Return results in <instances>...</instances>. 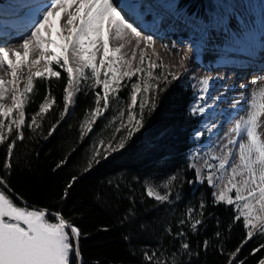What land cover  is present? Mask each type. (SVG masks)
Wrapping results in <instances>:
<instances>
[{
	"label": "trees",
	"instance_id": "1",
	"mask_svg": "<svg viewBox=\"0 0 264 264\" xmlns=\"http://www.w3.org/2000/svg\"><path fill=\"white\" fill-rule=\"evenodd\" d=\"M172 1L190 15L204 21L209 19L208 0ZM51 66L61 73V78L34 79L35 89L29 94L25 108L24 138L17 139L13 127L12 134L0 144V176L7 181V194L17 204H21L18 197L23 198L29 209H46L51 222H55L51 213L58 212L77 226L82 233V264H147L144 255L153 252L168 264L173 260L175 264H228L232 258L229 254L247 239V230L243 218L234 221L233 205L213 203V192L207 181L197 183L196 172L189 167L194 132L202 121L198 112L193 114L190 110L195 99L190 85L173 80L164 68L152 73L158 79L136 74L131 80L121 81L119 99L111 101L110 108L92 125V131L82 137L81 123L95 107L91 83L81 85L71 112L61 119L67 75L59 64ZM142 79L153 87L138 98L132 111L139 117L140 100L158 95L156 106L145 107L143 126L126 141L123 149L104 159L100 142L104 146L115 145L127 135L122 124H131L126 114L131 104V85L142 84ZM49 93L55 103L43 119L37 117L39 127H28L32 115L39 111V104ZM12 141L14 147L9 157L8 144ZM98 148L99 163L93 161L89 166L93 151ZM6 161L11 164L10 170L4 168ZM174 175L177 180L173 182L171 203L160 204L147 196V185L159 186ZM159 191L163 193L165 189L159 188ZM201 201L205 204L203 224L193 234L179 221L186 218L189 206L198 213ZM178 231H184L185 237H177ZM183 240L189 243L191 254L180 251ZM205 240L209 242L207 248L203 247ZM261 244L264 236L254 232L232 258L234 264L239 261L258 264L264 259ZM257 248L260 250L254 252Z\"/></svg>",
	"mask_w": 264,
	"mask_h": 264
},
{
	"label": "snow or ice",
	"instance_id": "2",
	"mask_svg": "<svg viewBox=\"0 0 264 264\" xmlns=\"http://www.w3.org/2000/svg\"><path fill=\"white\" fill-rule=\"evenodd\" d=\"M31 7V6H29ZM32 22L28 31L20 38L18 47L23 49L22 56L13 48L0 47V69H4L7 74L10 71L11 80L4 81L0 78V144L12 134L13 127L16 131V138L23 139V127L26 124L25 108L30 99V93L35 89L34 77L47 79L49 77L61 78V73L52 69V61L55 60L60 68L67 73V83L63 87V111L61 119L68 114L70 106L75 103L76 94L81 91V85L91 81V87L102 88L103 95L99 91L95 93V107L90 109L81 123V136L92 131V125L96 123L99 116H103L105 111L111 106L113 99H119L117 93L123 85L120 81L123 78L131 80L137 73L146 75L148 79H158L151 72H145L141 68L133 70L129 65L128 70L122 76L117 75L118 69L114 64L121 63V60L114 61L113 65H107L103 78H101L96 63V54L102 45L104 55L109 52V39L123 40L127 34L134 37L138 36V30L127 17L123 15L121 5L117 0H47L35 6L31 13ZM64 21L63 26L60 22ZM57 39H53V36ZM59 41V42H57ZM59 49V54L50 53L51 48ZM124 44L113 49L114 54L121 51ZM16 57V60L10 59ZM34 56L29 62V57ZM145 56L141 53V63ZM43 61L44 71L32 72V69ZM63 61V63H61ZM126 63V62H125ZM73 65H75L73 67ZM6 66V67H5ZM100 66L105 67V61L100 60ZM160 65L151 64L154 70ZM22 68L29 70L26 83L23 89L19 87ZM86 70H90L91 76ZM108 70L111 71L109 75ZM167 81V77L164 78ZM172 79H177L173 75ZM254 86L257 81L251 82ZM7 84H11V105H6L4 101L8 98L9 89ZM201 90H206L208 80L205 78L199 82ZM148 80H143L142 84L133 83L131 85L130 99L131 104L127 111V120L131 122L122 124L127 129V135L122 137L115 145L108 143L104 146L100 142L105 155L104 159L112 152L119 151L125 147L127 140L131 139L136 131L143 126V112L145 107L154 109L158 95L145 97L139 102L140 116L138 117L132 109L137 105L138 98L144 97L152 89ZM243 87V85L241 86ZM71 89V91L69 90ZM164 89H159L163 91ZM200 100L203 97H199ZM55 98L49 93L39 104V111L32 115L28 127H39L37 117L43 119L52 105ZM234 105L240 101H234ZM246 115H242L235 121L229 133H234L228 144L235 147L228 148L225 158L217 165H207L210 171L202 174L200 169L196 170V182L207 181L209 187L220 188L217 181L224 178L227 172V181L224 187L217 193L213 192V203H226L234 206L236 215L234 221L243 218L244 227L247 230V239L236 248L235 252L230 253V257L235 258L248 239L253 237L254 232L264 236V139L260 129L264 127V85H259L252 93L251 98L246 101ZM204 107L196 104L191 112H204ZM14 113H18L16 118ZM123 115V113H121ZM7 122V123H6ZM55 125H53V129ZM116 131H120L119 128ZM52 129L49 130L51 135ZM14 141L8 144V156L13 152ZM227 148L228 145H225ZM101 155L100 149H94L90 158L89 166L92 162L99 163L96 159ZM238 158V163L231 162L228 157ZM215 159V157H212ZM207 164V161L205 162ZM59 167V165H58ZM189 167H193L192 164ZM4 168L10 170L11 164L5 162ZM215 169L212 171L211 169ZM219 173V175L217 174ZM241 177V180H237ZM76 178L74 177L73 180ZM177 177H169L163 184L147 185L146 194L154 198L158 203H171V193L173 182ZM188 183H192L189 181ZM72 185L69 184L70 188ZM7 181L0 176V264H82V254L80 251V229L72 224L60 213H51L55 217V222L47 218L46 209H29L21 200L17 204L5 191ZM159 188L165 189L163 193ZM67 191V190H66ZM235 192V195L231 193ZM179 198V197H177ZM203 201L199 204L200 211L197 213L192 206L186 209L185 219H181L179 224L187 226L188 229L196 234L198 228L203 224ZM171 235V230H167ZM184 231H178L177 237H185ZM219 232L217 236H219ZM127 240L128 237L126 236ZM208 241L203 242V247L207 248ZM264 248V244L260 245ZM260 248L254 249L258 252ZM180 251L191 254L190 245L187 240L180 243ZM175 257V253L172 254ZM147 264H168L167 261L158 258L157 253H145ZM230 258L228 264H234V259ZM172 264H175L173 260ZM239 264H244L239 261ZM264 264V259L259 261Z\"/></svg>",
	"mask_w": 264,
	"mask_h": 264
},
{
	"label": "bare ground",
	"instance_id": "3",
	"mask_svg": "<svg viewBox=\"0 0 264 264\" xmlns=\"http://www.w3.org/2000/svg\"><path fill=\"white\" fill-rule=\"evenodd\" d=\"M32 2L33 4L25 7L24 12L20 10L25 3ZM231 2L233 3V9L238 14L236 17L234 15L230 17V20L227 21L226 24V34L232 39V42H230L232 56L220 55V51H226V48L220 45L221 43L218 39L222 38V35L217 33L208 35L211 38L209 41L215 43L214 53L201 51L205 54L201 61H195L189 64L191 72H195L199 77L203 76V78H208L209 80L208 86L211 89V100L215 105L214 110L216 111V119L218 120L215 121L217 124L214 130L215 134L218 135V139H214L208 148L209 151H214L216 148L215 153L217 160H223L225 158L228 148H232L233 152L236 151L233 145L228 144L229 139L234 135V133H232L229 136V129L233 128L235 121L239 120L242 115H246V101L251 98L253 91L257 89L259 85H264V82L260 81L264 79H257V84L255 86L249 83L243 88H237L235 87V83L237 84L241 79L236 80V75L229 73L224 67L225 65H229L235 66L240 70L251 67L255 68V70L264 69V6L262 5V1L231 0ZM42 3H47V0H5L3 2V6L0 7V47L13 48V46H16L14 50L22 56L23 49L18 47V43L20 42V38L28 31L32 22L31 13L34 11L35 6ZM155 15L159 17L160 15H164V13L161 10L158 11L157 14L155 13ZM63 23L64 21H61L60 26H63ZM16 26L21 29V34L19 38L14 39L10 37V30ZM9 27H11V29ZM215 35H219V38L217 36L215 37ZM52 38L57 39L55 35ZM254 40L257 42L253 43ZM226 43L228 44V42ZM120 44H124V47L120 52L114 54L113 49L119 47ZM154 49V44L150 38L146 39L144 43L134 44L130 37L126 35L123 40L109 39V52L107 56L104 55L101 45L94 62L99 63L102 58H106L111 60V62L105 63L112 65L114 64V60H121L122 62L120 64L124 67L134 61V55L136 56L137 53L152 52ZM56 51H59V49L54 47L50 49V52L56 53ZM161 55L162 53H160V55L157 54V56ZM209 56H211L210 59H208ZM9 58L13 60L17 59L16 57H12L11 54ZM32 58H34V56L29 57V62ZM74 66L75 65H73V67ZM44 68L45 64L41 61L39 65L32 69V72L42 71ZM28 75L29 70L27 68H22L19 84L21 90L26 83ZM0 78L4 81H10V71L6 74L4 69H0ZM7 87L9 89L7 93L8 98L4 103L10 106V90L12 85L7 84ZM69 90L71 91V89ZM237 100L240 101V104L234 105L233 102ZM262 120H264V117H262ZM260 131L262 133V139H264V127H262ZM225 145H228V147L226 148ZM228 159L234 163L239 162L238 158L231 156L228 157ZM241 179V177H237L238 181Z\"/></svg>",
	"mask_w": 264,
	"mask_h": 264
},
{
	"label": "rangeland",
	"instance_id": "4",
	"mask_svg": "<svg viewBox=\"0 0 264 264\" xmlns=\"http://www.w3.org/2000/svg\"><path fill=\"white\" fill-rule=\"evenodd\" d=\"M4 1L5 0H3V2ZM137 1L139 2V4H142V6H145L146 3L148 5H150L151 7L148 9V11L150 13H152L153 19H157L155 14H153V11L157 14L158 10H159V9L158 10L155 9V7L158 6V3H154L156 0H142L144 3L143 2L141 3V0H137ZM159 1H161V0H159ZM162 1L163 2L168 1V3H165L164 8H166V7L172 8L174 5L173 4L174 1H172V0H162ZM258 1H262V5L264 6V0H258ZM25 4H29V3H25ZM30 4H33V2ZM151 4H153V5H151ZM207 5L210 7V9H208V15L211 18L210 21L202 22L200 19H196V18H192V17L183 18V20H186L189 23L188 26L181 24L179 26V28L176 25H173L171 27L169 26L167 29L164 28V31L167 33L175 32V35L172 38L169 37V40H170L169 42L163 41L165 39L164 34L159 39H158V37H157V39H152L151 37L154 35H153V33L149 32L147 34V39L150 38L152 40L154 47H155L154 51L137 53L136 56L134 55V61L132 63L124 66V67H122V64H120V63L114 64V66L118 69V71H117L118 76H122L123 72L128 70L129 65L131 66V68L133 70L142 67L145 70V72H151V73H153L157 68H164L165 72L168 75H170L171 77L173 75H175V76H177V79H179L182 84H184V85L189 84L190 85L191 91L193 92L194 97H195L194 101L191 103L190 110L196 104H199L200 106L204 107L205 111L204 112H198V115H199V113L204 115V120L202 122V128H204V129L208 128V130L211 132V135H210V138L208 139V141H206V143H204L200 147L196 148L195 150H193L189 154L190 164L193 165V168L195 169V171L197 169H200L202 174L210 171L208 169L207 165H213L214 166V165L219 164V162L222 160V159L221 160L216 159V153H215L216 148L214 151L213 150L209 151V148H208L209 145L211 144L212 139H215V140H216V138L218 139V135H216L215 131H214L216 128V124H217V122H215V121H218V120L216 119L217 114H216V111L214 110L215 105L211 100V94H210L211 89L208 86L209 84L207 85L206 90L202 91L199 82L205 78H203V76L199 77L198 75L195 74V72H191V70H190L191 68H190L189 64H192L195 61H201V59L205 55L201 52V51L205 50V47L202 45V44H204L203 43L204 40L207 37H210L208 35H213V34H217V33H222V38H219V35H215V37L217 36L219 38L218 40H220V43H221L220 45L223 48H226V51H220V55H225V56L231 57L232 56L231 44L226 43V42H229L228 41L229 38L227 35L224 34L225 26H226L225 17L227 18V20H230V17H233V15L235 17L238 15L236 13V11L233 9V3L231 2V0H208ZM179 14H181V16H183L184 13L180 12ZM159 18H161V16ZM154 21H156V20H154ZM190 23L191 24L193 23L194 27ZM160 30H161V28L158 26L154 30V33L158 34L160 32ZM127 35L131 39L130 34H127ZM217 43H218V41H217ZM50 53L59 54V51H56V53L55 52H50ZM141 53H143V55L145 56V60L143 61V64L141 63ZM160 53H162V55L157 56V54L160 55ZM210 58H211V56L208 57V59H210ZM102 59L105 62H111V60H108L106 58H102ZM52 63H56L55 60H53ZM61 63H63V61H61ZM153 63L158 64L160 66L153 70L151 68V64H153ZM107 65H109V64L105 63V67L102 68L100 66V62L96 63V66L98 68V71H99L101 78H103V75H104V72L107 68ZM44 70H45V68L42 71H44ZM86 71H87V74L89 76H91L90 70H86ZM218 71H219V69H218ZM108 72H109V75H111V71L108 70ZM138 75L140 77L143 76L142 73H137V76ZM34 79H35V77H34ZM206 79L208 80V78H206ZM124 80H127V78L125 77L121 81H124ZM143 80L144 79H142V81ZM260 81L264 82V80H260ZM89 82L92 83L91 81H89ZM208 83H209V80H208ZM92 90L94 91V93L99 91L100 94L103 95L102 88H93L92 87ZM77 94H76V96H77ZM76 96H75V98H76ZM201 96L203 97L202 100L199 99V97H201ZM73 105L70 106V110L68 113L71 112ZM14 115H16V118L19 117L18 113H14ZM119 121L120 120H118V123H119ZM231 134L232 133H229V136ZM194 139L196 141H198L199 132L195 133ZM212 157H215V159H213ZM206 161H207V164L205 163ZM211 170L214 171L215 169L213 168ZM217 174L219 175V173H217ZM227 175H228L227 172H225L224 178L221 179L220 181H217V183L220 185V188H217V189L212 188L213 192L216 191L217 193H219V191L224 187V184L227 181Z\"/></svg>",
	"mask_w": 264,
	"mask_h": 264
}]
</instances>
